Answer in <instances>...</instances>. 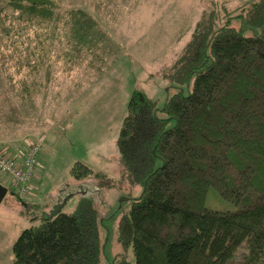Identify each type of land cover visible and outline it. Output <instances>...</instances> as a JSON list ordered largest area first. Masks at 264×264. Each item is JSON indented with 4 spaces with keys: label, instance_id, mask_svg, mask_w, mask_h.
Masks as SVG:
<instances>
[{
    "label": "trees",
    "instance_id": "obj_1",
    "mask_svg": "<svg viewBox=\"0 0 264 264\" xmlns=\"http://www.w3.org/2000/svg\"><path fill=\"white\" fill-rule=\"evenodd\" d=\"M1 1L10 11L0 19L1 30L34 72L52 61L47 51L57 42L81 55L115 48L86 7H64L63 0ZM205 1L210 10L179 33V40L191 38L167 76L179 87L192 86L190 93L180 88L163 109L143 90L130 98L117 141L120 178L142 194L118 230L135 261L123 255L113 264H264V0L234 8ZM235 19L241 28L232 25ZM247 30L255 34L247 36ZM74 52L68 58L77 61ZM72 174L78 181L114 183L82 163ZM211 189L236 209H208ZM16 190L11 193L19 198ZM63 208L55 205L39 225L21 232L11 264L101 263L102 218L94 199L82 197L71 213Z\"/></svg>",
    "mask_w": 264,
    "mask_h": 264
},
{
    "label": "rangeland",
    "instance_id": "obj_2",
    "mask_svg": "<svg viewBox=\"0 0 264 264\" xmlns=\"http://www.w3.org/2000/svg\"><path fill=\"white\" fill-rule=\"evenodd\" d=\"M244 1L232 0L229 6L234 8ZM62 3L64 7L73 4L86 7L108 30L115 48L112 53L108 48L94 51L95 55L84 52L81 55L66 42H57L47 51L52 61H46L34 72L33 63L26 66L27 55L21 54V48L11 46L0 26V150L23 157L32 144L42 145L27 195L14 196L11 192L17 188L0 173V184L9 190L0 202V264L13 262L15 241L23 230L40 224L43 212L62 204L63 211L71 213L82 197L94 199L102 218L100 264H113L123 255L134 262L132 253L119 242L118 230L121 218L142 189L121 181L119 133L136 89L156 101L159 109L180 88L185 95L190 93L192 86L179 87L167 76L191 38L189 33L179 40V33L194 27L202 14L210 10L209 2L63 0ZM9 13L6 3L0 0V19ZM242 24L239 19L232 23L237 28ZM244 33L255 34L250 30ZM68 50L75 51L73 55L79 54L80 58L71 60ZM28 90L32 95H28ZM158 115L165 117L160 111ZM78 163L94 174L113 179L114 183L107 186L94 178L76 180L72 169ZM206 207L217 211L236 209L214 189L208 194Z\"/></svg>",
    "mask_w": 264,
    "mask_h": 264
},
{
    "label": "built area",
    "instance_id": "obj_3",
    "mask_svg": "<svg viewBox=\"0 0 264 264\" xmlns=\"http://www.w3.org/2000/svg\"><path fill=\"white\" fill-rule=\"evenodd\" d=\"M41 144L34 143L23 157H14L0 150V173L9 176L21 196L27 195L31 181L35 178Z\"/></svg>",
    "mask_w": 264,
    "mask_h": 264
},
{
    "label": "water",
    "instance_id": "obj_4",
    "mask_svg": "<svg viewBox=\"0 0 264 264\" xmlns=\"http://www.w3.org/2000/svg\"><path fill=\"white\" fill-rule=\"evenodd\" d=\"M8 189L5 188L4 186H2L0 184V202L6 197V195L8 194Z\"/></svg>",
    "mask_w": 264,
    "mask_h": 264
},
{
    "label": "crops",
    "instance_id": "obj_5",
    "mask_svg": "<svg viewBox=\"0 0 264 264\" xmlns=\"http://www.w3.org/2000/svg\"><path fill=\"white\" fill-rule=\"evenodd\" d=\"M217 1H219V2H228V3L232 2V0H217ZM30 199H33V197H30Z\"/></svg>",
    "mask_w": 264,
    "mask_h": 264
}]
</instances>
